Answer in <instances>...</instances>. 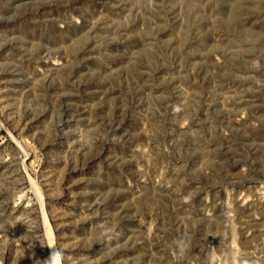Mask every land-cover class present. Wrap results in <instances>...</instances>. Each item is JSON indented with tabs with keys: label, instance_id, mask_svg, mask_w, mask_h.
I'll return each instance as SVG.
<instances>
[{
	"label": "rangeland",
	"instance_id": "rangeland-1",
	"mask_svg": "<svg viewBox=\"0 0 264 264\" xmlns=\"http://www.w3.org/2000/svg\"><path fill=\"white\" fill-rule=\"evenodd\" d=\"M54 262L264 264V0H0V264Z\"/></svg>",
	"mask_w": 264,
	"mask_h": 264
},
{
	"label": "bare ground",
	"instance_id": "bare-ground-1",
	"mask_svg": "<svg viewBox=\"0 0 264 264\" xmlns=\"http://www.w3.org/2000/svg\"><path fill=\"white\" fill-rule=\"evenodd\" d=\"M54 246V245H53ZM55 256V255H54ZM54 264H55V262H54ZM60 264V263H59Z\"/></svg>",
	"mask_w": 264,
	"mask_h": 264
}]
</instances>
